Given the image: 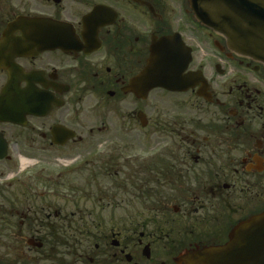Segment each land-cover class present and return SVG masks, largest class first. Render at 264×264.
<instances>
[{
  "label": "flooded vegetation",
  "instance_id": "1",
  "mask_svg": "<svg viewBox=\"0 0 264 264\" xmlns=\"http://www.w3.org/2000/svg\"><path fill=\"white\" fill-rule=\"evenodd\" d=\"M38 19L66 22L68 46ZM173 34L186 88L136 83ZM95 206L116 216L90 229ZM0 244V264L263 255V62L189 0H0Z\"/></svg>",
  "mask_w": 264,
  "mask_h": 264
},
{
  "label": "water",
  "instance_id": "2",
  "mask_svg": "<svg viewBox=\"0 0 264 264\" xmlns=\"http://www.w3.org/2000/svg\"><path fill=\"white\" fill-rule=\"evenodd\" d=\"M190 4L197 19L222 33L237 53L264 63V0H190ZM40 25L45 33L60 35L59 39L45 40V43H67V25L46 20L40 21ZM189 58L187 49L178 38L166 37L154 41L148 65L135 82L147 89L156 86L184 88L182 84L189 75H184L183 70ZM248 263L264 264V254H256L247 260Z\"/></svg>",
  "mask_w": 264,
  "mask_h": 264
},
{
  "label": "rangeland",
  "instance_id": "3",
  "mask_svg": "<svg viewBox=\"0 0 264 264\" xmlns=\"http://www.w3.org/2000/svg\"><path fill=\"white\" fill-rule=\"evenodd\" d=\"M92 210V214H91V216H88L87 215V212H86V214H85V216H84V220L87 222L88 221V228H90V229H94V227H93V225H92V223H91V219L93 218V219H97L98 218V214H101V220L102 219H104V217H105V219L107 218L108 220L110 219V218H112V217H115L116 215H115V210L116 209H114V210H110V209H107V208H105L103 211H101L99 208H97V206H95V208H92L91 209ZM101 211V212H100ZM120 211V210H119ZM118 211V212H119ZM117 212V213H118ZM127 212H130V210H127ZM126 212V210H124L123 211V213H124V215L126 216V215H129L128 213ZM110 226H108V228H109ZM101 229H103V227H101ZM0 250H4V248L2 247V245L0 244ZM17 255H18V253H17ZM67 256V255H66ZM66 261L68 262L69 260H71L70 259V257L69 256H67L66 258ZM19 260H25V259H21V258H17V257H15L14 259H13V262L15 261V262H18V264H19ZM1 261L4 263V260L3 259H1ZM13 262H11V264H15V263H13ZM7 264V263H6Z\"/></svg>",
  "mask_w": 264,
  "mask_h": 264
}]
</instances>
